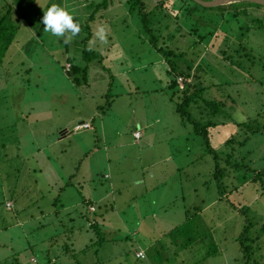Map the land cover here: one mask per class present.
I'll use <instances>...</instances> for the list:
<instances>
[{
	"label": "rangeland",
	"instance_id": "1",
	"mask_svg": "<svg viewBox=\"0 0 264 264\" xmlns=\"http://www.w3.org/2000/svg\"><path fill=\"white\" fill-rule=\"evenodd\" d=\"M101 1L1 2L0 10L12 4L16 28L0 63V264H142L135 257L138 247L146 250L149 260L159 253L167 264H264V175L253 182L244 179L251 171L233 170L229 180L222 181L224 189L228 186L225 195L218 197L213 155L169 98L168 63L148 42L128 0H107V7L98 8ZM143 1L153 9L158 0ZM178 1L156 9L161 22L169 17L165 23L174 24L166 30L171 35L168 41L182 43L180 49L200 65V83L216 84L203 96L226 102L224 111L210 116L217 124L210 135L211 147L220 160L230 152L232 166L239 160L264 170V5L240 1L231 11L205 10L188 0L201 25L213 29L211 36L194 43L181 19L182 29L173 21L186 14L179 11ZM52 4L70 11L80 26L69 44L46 32L41 23ZM243 6L250 13L238 15V20L233 12ZM101 25L106 27L107 43L95 37ZM85 44L100 52L101 60L90 54L92 60L87 61ZM68 58L87 66L86 75L77 74L74 80V73L67 72ZM178 84L183 87L180 78ZM92 108H97L94 119L89 115ZM200 111L204 120L209 118L207 110ZM200 114L192 110L195 118ZM79 115L90 119L92 127L60 138ZM138 117L151 122L147 128L139 125L141 131L153 132L154 140L144 153L139 149L142 141L133 138ZM248 120L257 131L246 141L225 145L238 130L232 122ZM116 127L121 130L118 136ZM182 147L191 151L173 154ZM153 155L158 158L150 173L159 175L161 182L145 195L136 180L148 177L144 165ZM82 174L88 179L78 185L76 176ZM120 185L123 190L114 189ZM65 199L68 205L61 207ZM76 199L79 203L71 205ZM88 201L95 205L94 212ZM153 206L157 217L144 219ZM184 223L194 240L188 244V236L168 234ZM247 224L249 237L257 239L248 242L249 260L237 240Z\"/></svg>",
	"mask_w": 264,
	"mask_h": 264
},
{
	"label": "trees",
	"instance_id": "2",
	"mask_svg": "<svg viewBox=\"0 0 264 264\" xmlns=\"http://www.w3.org/2000/svg\"><path fill=\"white\" fill-rule=\"evenodd\" d=\"M110 1L113 2V0H110ZM173 1L174 0H158L156 1V6L153 9H147L143 0H128V3H129L128 9L130 12H136V14L138 15V17L140 18L142 22L144 31L147 33L148 42L151 44V46L155 50H157L161 55H163L162 58L169 65V69L167 70V72L171 76V79L167 83L166 86L168 89L169 98L175 104L176 112L181 116L183 121H187L193 125V128L196 134H199L204 138L207 150L213 155V158L215 160V165H214V171L212 175H213V178L216 180L217 186H216L215 191L219 197V196L225 195L226 193L224 191L226 190V187L228 186L226 185L224 189V185L222 181L226 179L229 180L228 177L231 171L237 170L238 168L245 169L246 171H249V172L251 171L252 172L251 176L247 177L245 175L244 179L246 180L250 179L251 181L256 182L259 179L263 178L264 170L263 169H260V170L252 169L251 167L243 163V161H239V160H237V163L233 164L232 166V163L230 162V152L227 153L228 158L226 160L224 159L220 160L219 155L211 147L210 135H211L212 130H214V128L217 126L216 122L212 120V117H215V115H217L220 111H224L223 108L226 107V102L223 99H217L215 97H214L215 99H210V98L206 99L203 96L205 89L215 86L216 84L205 86L202 83H200L199 81L201 80V76L198 72V68L201 69L200 65L196 66V63H195L196 60L193 57L188 56L185 50L180 49L182 43L180 44V42L177 41L175 44H172L168 41L169 40L168 36H171L169 32L173 29L174 24L171 25L170 23L168 24V22L165 23L166 20L168 21L167 18L169 17H166L165 18L166 20L164 22H161L159 19L160 14L158 15L156 14V9L161 10L163 5L165 6L166 4L172 3ZM187 1L188 0L178 1L180 5L179 11L180 12L185 11L186 14L182 16L180 14L176 15L173 18V21L178 24L179 26L178 28L182 29V26L178 22L181 19L180 22L183 23L186 29V33H190L194 35V39H195L194 43H200V41H202L205 37L209 35L211 36V34L213 33V29L211 28L212 30H209V27L206 28L205 26H203L204 23H200L195 18V15H193V13H194V9L196 8H192V6L189 5ZM190 1L195 3L196 5L198 4L194 2L193 0H190ZM1 2L2 0H0V5H1ZM236 4L237 2L231 3L229 4L231 5L229 7H226L225 5H220V6H215V7H204V6H201L200 4L198 5L201 6L205 10L217 9V10H227V11L230 10L231 11V9H233V7L236 6ZM6 7L7 8L0 10V63L3 62L2 61L3 56L6 54L9 46L11 45L12 41L15 38L14 32H15L16 26L13 24L12 17H11L12 9H13L12 4H10L9 2ZM97 7L98 8L107 7V0L101 1L97 5ZM233 13H234L233 15L235 17H238V20H240L238 15L240 16L243 15V17H245L249 15L250 12H248L247 6L245 7L243 6L240 9L236 8V10ZM92 18L93 16H90V19ZM255 21L258 22L259 24H263L261 19H255ZM156 22L158 23L159 26L155 25ZM251 22H254V20H251ZM198 27L201 29H199ZM168 28H170V31L166 33V30ZM189 35H187V37ZM197 37L198 39H196ZM162 38L165 39L162 41L164 42L163 46L159 45V43H161ZM165 41H167L168 44H165L166 43ZM86 47L87 45L85 44V48ZM83 54H84L83 57L87 61L92 60L91 58L89 59L90 54L95 55L94 57H97V60H101L100 57L102 56L100 52L90 50L87 48L83 50ZM67 61L71 63V68L70 70H67V72L69 74L74 73V76H73L74 80L75 79L77 80L78 78L77 74L81 73L83 75H86L87 66L82 67L78 64H75L74 60L71 58H68ZM233 63L235 62L233 61ZM84 78H87V77H84ZM179 78H181L182 80V84H183L182 88H179V84H178ZM186 79H189L190 81ZM110 88H111V84L109 85V89ZM194 109L199 110V112L201 113L200 116H198V118H195L192 115V110ZM200 109H202V111L207 110L206 117L209 116V118H206V120H204L202 117L203 112H201ZM254 120L255 119H253V121ZM232 123L237 126L238 130L237 132L230 134L225 139V142H224L225 145H228V144L233 145V143L235 142L237 143V140L246 141L248 139L249 134L255 133L257 131V129H255L254 127L251 128V124H250L251 122L249 120L242 121V122L235 121V123L234 122ZM263 132H264V126H263ZM239 136L241 137V139H239ZM222 161L226 162L224 167L223 165H221ZM205 184H209L208 180L205 182ZM262 191H264V186H262ZM72 212L73 210L68 211V213H72ZM185 215H188L187 210H185ZM96 223L91 222L92 224L91 227L96 228L97 227ZM247 223L249 222L247 221ZM184 224H182L183 226L178 225V227L176 226L175 228H172L168 232V234L171 236H176V235L177 236L178 235L188 236L185 241V243L188 244L189 242L194 241V240H193V236L188 235L187 233L189 231L188 227L186 226V224L185 225ZM249 229H250V225L248 224L245 225L243 227L241 235H239L237 238V240H239L240 242L242 251L244 253L245 260H249L251 256L250 250L252 247L248 245V242L250 241V243H252L253 240H257L255 238L249 237L248 235ZM261 230L264 231V226L261 227ZM136 250H138V248ZM158 256H159L158 258L149 260L148 255L146 253V259L143 260L142 264H145V263L146 264H167L166 261H164V259L160 257L159 253H158Z\"/></svg>",
	"mask_w": 264,
	"mask_h": 264
},
{
	"label": "crops",
	"instance_id": "3",
	"mask_svg": "<svg viewBox=\"0 0 264 264\" xmlns=\"http://www.w3.org/2000/svg\"><path fill=\"white\" fill-rule=\"evenodd\" d=\"M232 3H234V2H232ZM229 4H231V3H229ZM229 4H226V5H229ZM166 85V84H165ZM93 109V111L92 112H90L89 113V115H90V118L91 117H93V119L95 118V116H97V108H92ZM80 116V115H79ZM77 117V116H76ZM138 118H140V117H138ZM74 118H72V120H73ZM141 119V120H140ZM138 121H137V126H136V129H135V131L133 132V138L137 141V143H140L139 141L141 140L142 142V144L141 145H139V149H141L143 152L142 153H144V147L146 146V145H151V143L153 142V140H154V138H153V132L151 131V133L150 134H145V133H143V131H141V129H143V128H147L148 126H150L151 125V122H149L146 118H140ZM76 120H77V123H78V125H82V124H88V126L87 127H75L74 128V130L73 131H71V132H73V133H75L76 131H77V133H78V131L79 130H81V129H90L91 127H92V122L90 121V119H88V120H83V119H81V116L80 117H77L76 118ZM158 120V118H152V121H157ZM148 121V122H147ZM102 117H101V119H100V124H101V126L100 127H103V125H102ZM139 125H141V129L139 128ZM96 129H97V127H96ZM101 129V128H100ZM98 131V130H97ZM101 131H102V129H101ZM137 131H139L140 132V135H139V137H135V132H137ZM71 132H69L67 129H65V130H63V131H61V137L60 138H65L68 134H70ZM158 132V131H157ZM102 134H103V131H102ZM121 134V130L120 129H118L117 127H116V136H118V135H120ZM104 136H106V134L104 135ZM103 137V136H102ZM97 140V139H96ZM102 141V140H101ZM103 143V142H102ZM105 147H106V144L104 145ZM154 147H155V145H154ZM191 150H190V148L189 147H182L181 149H177V150H175V152H173V154L174 153H177V154H184V153H187V152H190ZM192 153V152H191ZM83 156L85 157V156H88L87 155V152L86 153H84L83 154ZM142 155H139L138 156V158L139 159H142ZM158 157H156V155H153L152 157H150V164L149 163H146L145 165H144V169L146 170V172H148V177L146 176V175H144V176H141V177H139L137 180H136V185H139V186H142L143 188H144V190H145V195H147V194H151V192L152 191H154L155 190V188H156V185H158L160 182H161V178H160V176L159 175H157V174H154V173H150V171H151V168H152V165L154 164V162H155V160L157 159ZM149 160H148V158H147V160H146V162H148ZM90 171H94V168H92L91 167V170ZM80 172V171H79ZM79 172H78V174H79ZM88 178H85L84 177V175L82 174V177H77L76 176V182H77V184L78 185H80L82 182H84V181H86ZM89 180L91 181L92 180V178H89ZM89 182V181H88ZM67 185H71L72 187H75V185H74V183H67ZM114 189L115 190H117V191H120V190H123L124 189V187L123 186H119V187H114ZM107 195V192L105 193V194H103V195H101V199L102 198H105V197H103V196H106ZM118 195H120V193L118 194ZM133 196H136V194H133ZM149 197V199L151 200V203H153V204H155V201L153 200V196H148ZM143 198V197H142ZM169 198V197H168ZM66 202H69L68 200H66L65 199V202L64 201H61L60 202V204H61V207H65V205H68V204H66ZM89 202H91V201H88V203ZM114 202L115 201H113V204H114ZM121 202V201H120ZM75 203L77 204V203H79V201H78V199H76L75 200V202L74 203H71V205H75ZM121 204H124L123 202H121ZM156 205V204H155ZM89 207H93L94 209H95V205L93 204V203H89V205H88ZM94 209H93V212H94ZM113 209V208H112ZM73 210V209H72ZM91 210V209H90ZM114 210V209H113ZM70 211V210H69ZM116 212H117V210H116ZM157 212L155 211V209H154V206H153V209H151L150 210V212L149 213H146V215L143 217L144 219L146 218V217H153V218H156L157 217ZM104 222V221H103ZM138 249H143V248H141V247H138ZM143 250H145V249H143ZM145 252H146V250H145Z\"/></svg>",
	"mask_w": 264,
	"mask_h": 264
},
{
	"label": "clouds",
	"instance_id": "4",
	"mask_svg": "<svg viewBox=\"0 0 264 264\" xmlns=\"http://www.w3.org/2000/svg\"><path fill=\"white\" fill-rule=\"evenodd\" d=\"M41 23L44 25L46 32L62 38L65 44L71 43L72 37L80 32V26L74 22L73 14L57 4H52L44 11ZM95 37L102 43H107L106 27L99 26L95 32Z\"/></svg>",
	"mask_w": 264,
	"mask_h": 264
},
{
	"label": "water",
	"instance_id": "5",
	"mask_svg": "<svg viewBox=\"0 0 264 264\" xmlns=\"http://www.w3.org/2000/svg\"><path fill=\"white\" fill-rule=\"evenodd\" d=\"M193 1L204 7H215V6L226 5L232 2H240V1H251L264 5V0H193ZM76 123L77 120H74L66 129L69 132L73 131Z\"/></svg>",
	"mask_w": 264,
	"mask_h": 264
},
{
	"label": "built area",
	"instance_id": "6",
	"mask_svg": "<svg viewBox=\"0 0 264 264\" xmlns=\"http://www.w3.org/2000/svg\"><path fill=\"white\" fill-rule=\"evenodd\" d=\"M69 66H70V64H69ZM181 79V78H180ZM183 85V84H182ZM88 126V124L86 123V124H82V125H77V127H87ZM139 135H140V132L139 131H137V132H135V137H139ZM9 205V204H8ZM92 209H93V207H92ZM135 256H136V258H139V259H142V260H144V259H146V253L144 252V250L143 249H138V250H136L135 251ZM146 264V263H145Z\"/></svg>",
	"mask_w": 264,
	"mask_h": 264
}]
</instances>
